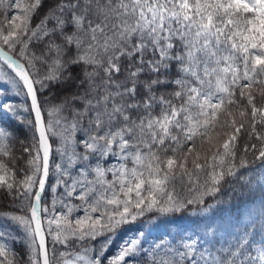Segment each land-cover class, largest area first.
<instances>
[{
    "label": "snow or ice",
    "instance_id": "1",
    "mask_svg": "<svg viewBox=\"0 0 264 264\" xmlns=\"http://www.w3.org/2000/svg\"><path fill=\"white\" fill-rule=\"evenodd\" d=\"M0 61L34 114L22 179L0 125V264H264V0H0Z\"/></svg>",
    "mask_w": 264,
    "mask_h": 264
},
{
    "label": "trees",
    "instance_id": "2",
    "mask_svg": "<svg viewBox=\"0 0 264 264\" xmlns=\"http://www.w3.org/2000/svg\"><path fill=\"white\" fill-rule=\"evenodd\" d=\"M43 10H41L42 12ZM13 14H16V10H13ZM38 22V18L34 19L32 21L33 26ZM5 50H7V48L5 47ZM35 51H37V53H39V48L37 47L36 49H34ZM18 58V57H16ZM0 66H3L0 63ZM76 71H79V69H76ZM0 84H3V81L0 80ZM53 91H58V90H53ZM6 99L11 100L15 103L18 104H27L28 101L27 99H25L23 97V95H21L20 97H15V96H9ZM32 119V116L29 115L28 112H24L21 111L20 116L17 117L15 120H11L9 119V117L7 115L4 114H0V125H3L4 127H6L9 132H11L12 138L9 141V144L12 148V157L16 158L14 161L12 158L9 157H3V161L6 162L8 164L9 168H15L17 170V179H22V174L20 173L19 169H22L25 167V161L27 160V155L24 154L23 159H20L21 155H22V149H21V141H26V137L30 138L32 135L31 130L27 127L26 121ZM53 147H56V144L53 143ZM53 159H55V157H53ZM248 160L250 162L249 167H255L256 165L259 164V161H254V157L252 155H248ZM110 159L109 158H105L101 163L104 167H110L113 166V164H110ZM92 163H95V160L92 161ZM241 172L246 171L245 169H241ZM108 178L111 179V173L108 174ZM53 182L52 178L50 177L48 184H51ZM62 191V189H61ZM184 195H187V193H183ZM57 198V200H59V193L56 194H52L50 192L47 191V185H46V193L44 195V203L51 205V202L53 200V198ZM211 202V201H209ZM73 204H79L80 201L79 200H72ZM59 202L57 203V208H59ZM195 205L190 206L188 209H186L183 213L177 214L178 215V219L176 220V223L179 225V228H172L171 229V235H166V230L163 228L160 229H156V228H152L151 230L148 231L147 234V238L143 244V248L145 250L151 248L152 246H154V244L157 243H163V244H168L170 241H175L178 238V235L180 234H191V232L194 230V224L192 222V220L190 219V214L193 213L196 210ZM14 210V206L11 204V197H5L3 190H0V213L2 212H11ZM74 215H79L82 216L83 215V211H80L78 213H74ZM142 219H147V217L142 218ZM139 227V223L135 224V225H129V226H125V229L123 232H121L120 234V239L117 240V243L120 242L121 239L123 238H127V237H131L136 229ZM13 236L17 237V241L20 240L22 238V231L20 232V234L18 235L16 231H13L12 233ZM259 239V237H258ZM51 240V238L49 237V241ZM0 243H7L8 246L10 248H12L14 251H22L23 250V246L19 243V242H15L13 240H7V241H0ZM57 247L59 248L60 246L57 245ZM116 250L115 245H113L112 249L109 252V255L112 254V252H114ZM166 251V249L164 250ZM161 255H163V253H161ZM140 264H143V260H141Z\"/></svg>",
    "mask_w": 264,
    "mask_h": 264
},
{
    "label": "rangeland",
    "instance_id": "3",
    "mask_svg": "<svg viewBox=\"0 0 264 264\" xmlns=\"http://www.w3.org/2000/svg\"><path fill=\"white\" fill-rule=\"evenodd\" d=\"M107 158H109L111 160L110 164H113V166L114 165H118L120 163V160L117 157L110 156V157H107Z\"/></svg>",
    "mask_w": 264,
    "mask_h": 264
},
{
    "label": "water",
    "instance_id": "4",
    "mask_svg": "<svg viewBox=\"0 0 264 264\" xmlns=\"http://www.w3.org/2000/svg\"><path fill=\"white\" fill-rule=\"evenodd\" d=\"M7 51V50H6ZM16 58V57H15ZM0 63L3 65V61H0ZM4 66V65H3ZM4 67H6V66H4ZM8 71H10V70H8ZM27 101H28V103H30V99H27ZM32 116V119L34 118V114H32L31 115Z\"/></svg>",
    "mask_w": 264,
    "mask_h": 264
}]
</instances>
